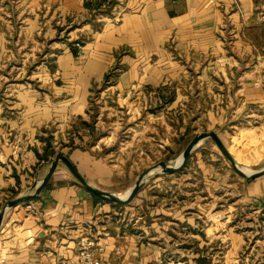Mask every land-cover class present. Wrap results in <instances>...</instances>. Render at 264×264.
Returning a JSON list of instances; mask_svg holds the SVG:
<instances>
[{"label": "crops", "instance_id": "crops-1", "mask_svg": "<svg viewBox=\"0 0 264 264\" xmlns=\"http://www.w3.org/2000/svg\"><path fill=\"white\" fill-rule=\"evenodd\" d=\"M92 1L23 0L17 7L21 10L17 43L8 37L18 25H10L0 6V56L15 55L19 43L39 46L27 61L40 50L48 51L45 74L54 79L53 90L64 98L58 106L68 104L66 119L87 115L93 90L101 89L116 65L121 67L117 81L105 89L116 99H134L148 91L152 102L153 95L176 84L173 103L186 107L195 99L184 81L196 77L198 88L222 95L223 100L211 102L212 106L264 108V0H238L239 7L234 0H114L110 11L103 13L87 7ZM89 16L93 19H86ZM60 24L71 30L67 40L57 38ZM77 39L85 44L75 56L70 45ZM232 94L236 101H230ZM238 95L244 99L240 105ZM196 96L204 95L199 91ZM197 103L201 105L200 100ZM56 109L57 113L50 111L51 119L64 113ZM50 122L57 123L0 121V213L9 201L35 191L59 153L97 188L120 191L111 187L120 171L98 156L96 148L104 136L93 141L86 132L82 139L91 144L81 146L73 136L76 147L62 148L71 140L74 121H58L60 139L53 145L59 152L50 161L41 159L44 139L54 138L47 127ZM183 122H177L174 135L188 147L196 136L184 131ZM12 133L24 143L19 150H14ZM208 140L184 168L152 175L122 206L98 201L60 165L36 200L8 210L0 230V264H59L77 253L82 236L105 247L101 255L105 264H264V176L240 181L217 163L208 165L210 160H221L215 149L213 159L204 155L211 151ZM261 140L258 151L244 153V160L231 152L245 166L246 161H264ZM170 144L167 138L166 146Z\"/></svg>", "mask_w": 264, "mask_h": 264}, {"label": "rangeland", "instance_id": "rangeland-1", "mask_svg": "<svg viewBox=\"0 0 264 264\" xmlns=\"http://www.w3.org/2000/svg\"><path fill=\"white\" fill-rule=\"evenodd\" d=\"M22 1L0 0V6L4 8V16L10 25L15 27L20 25L21 10L17 7L22 4ZM7 6L15 10L5 9ZM90 18L93 19V16L86 17V19ZM19 25L13 35L8 37L9 40L16 43L20 35L21 28ZM66 26L60 24L57 27L58 39H68ZM24 45L23 43H19L18 46L15 44V55L9 53L6 56H0V121H57L55 126L51 122L47 125L49 133L54 134L53 142L55 143L57 139H60L58 129L59 131L62 129L58 121H74L80 127H83V124L79 122L80 116L72 120L66 119L68 116L65 114L68 107L67 102H65L66 105L58 106V102L62 100L63 103L64 98H60L61 95L58 96L57 91L53 90L54 79L45 74V65L48 64L46 62L48 51L40 52V50L32 60L27 61V55L39 46L26 47ZM184 84L186 89L191 87L189 96L195 99L189 102L186 107H175L173 103L176 99L175 96L170 103H164L166 99L172 97L171 92H176V84L168 85V89L160 94L157 92L156 96L153 95L152 102H150L148 91H144L147 95L140 93L134 99L126 100L116 99V94L111 93V90L98 91L100 88H97L92 92L87 115L83 117H86L88 121H94L97 128L95 132L98 136L100 132L105 133L103 141L96 149L99 151L98 156H102L107 165L120 171L112 180L113 186H111L116 188L115 190L119 189L118 192L124 194L126 189L133 186L137 178L150 166L180 155L186 146L180 144L174 135L178 121L181 123L185 121L184 131L187 130V134L189 133V136L193 138L200 132L216 130L237 158L243 159L244 153L247 156L250 151H258L262 143L261 139H264V108L243 109L235 105L236 107L232 109H221L217 105L212 106L211 102L222 101V95H218V93L208 94L206 87L198 88L200 86L198 78H190L184 81ZM147 90L150 91V89ZM199 91L203 92L202 98L196 96ZM163 96L165 99L162 98ZM198 100H200V106H198ZM240 100L244 99L238 95L237 101L239 103H235L242 104ZM230 101H236L234 94L231 95ZM207 102L210 104L207 105ZM37 105L40 108L37 109ZM56 107H59L62 110L61 113H64L61 114V117L55 116L56 118L51 119L50 111L57 113ZM217 121H222V123L219 124ZM81 131L85 133L84 131L88 130L83 129ZM43 132L48 133L46 129ZM66 133V140H68L69 135ZM75 136L78 140L80 139L77 134ZM12 137L14 150H19L22 145L24 146V143L17 139L19 137H16L15 133H12ZM167 138L171 140L169 147L166 146ZM83 142L84 140L80 139V145H85ZM102 143L105 144L104 147H102ZM206 146L211 150L204 154L208 159H213L210 155L213 153L212 149H215L217 155L221 157L220 161L215 160L213 162L210 160L208 165L217 163L229 177L243 181V176L233 169L230 161L221 154L212 139L208 140ZM62 148L64 147L62 146ZM246 162L248 163L246 166L254 170L264 166V161L251 160ZM196 165H198L197 162ZM225 177L222 181H225ZM240 264L243 263L240 262Z\"/></svg>", "mask_w": 264, "mask_h": 264}, {"label": "water", "instance_id": "water-1", "mask_svg": "<svg viewBox=\"0 0 264 264\" xmlns=\"http://www.w3.org/2000/svg\"><path fill=\"white\" fill-rule=\"evenodd\" d=\"M208 139H212L221 154L232 164L234 170L246 178L248 181L255 180L259 177L264 176V167L259 169H251L242 163H240L233 156L226 143L216 131L201 132L190 142L188 147L177 157L170 160L160 161L149 168H147L137 179L135 185L128 190V192L122 194L113 191H107L100 188H97L92 183H90L77 169L75 164L70 160L68 156L63 153H59L55 159L52 161L49 166L47 175L41 179L38 183L35 184V191L33 193H28L24 196H21L15 200L9 201L2 209L0 213V230L3 225L4 219L8 210L16 205L29 201L30 199L38 196L47 186V184L54 177L58 168L61 164H64L75 179L88 191L92 192L94 195L102 197L108 201L118 202L122 204H127L138 194V192L146 185V183L151 179L152 175L160 173H174L180 171L184 168L192 155L200 148V146Z\"/></svg>", "mask_w": 264, "mask_h": 264}, {"label": "trees", "instance_id": "trees-1", "mask_svg": "<svg viewBox=\"0 0 264 264\" xmlns=\"http://www.w3.org/2000/svg\"><path fill=\"white\" fill-rule=\"evenodd\" d=\"M114 1H110L109 3H107V0H93L92 2H87L86 5L87 7H89L91 10L98 12V13H103V12H109L111 7L113 6ZM71 30L67 29L66 32L69 33ZM77 43H81L82 45L85 44L84 40H80V41H75L71 43V49L72 52L74 53L75 56H78L80 54V50L76 47ZM120 69L121 67L119 65L114 66L110 72L106 75L104 83L101 87L100 90H105L107 89L109 86L115 85L117 78L120 74ZM97 88H95L93 91H95ZM164 89H161V91H163ZM172 93V97H170L169 99H166L164 103L168 104L171 101L174 100V92ZM162 98L165 99V97L163 96ZM161 106V105H160ZM79 122H81V124H83V127H80L79 125H74L73 129L70 131V134L72 135L71 140L69 141V143H64L62 146L64 147H76V143L73 139V136H75V134L78 135V137L83 141V135L84 133H82L81 130L85 129L88 131H84L85 133L87 132L89 134V136L91 137V140L93 139V141L95 139L98 138V135L96 134V126L94 124V121H87L85 120L83 117H79ZM78 124V123H77ZM97 135V137H95ZM99 136H105V133L100 132ZM46 142L45 148H44V154L43 155H39L41 159H45V160H49L50 161V157H55L59 151H56L54 145H53V139L52 137H47L46 139H44ZM85 143V142H83ZM91 141H87L85 144L89 145L91 144ZM78 146V145H77ZM82 146V145H81ZM94 197L98 200V201H108L102 197L96 196L94 195ZM37 197H34L30 200H36ZM110 203H112L113 205L116 206H122L123 204L121 203H117V202H112V201H108Z\"/></svg>", "mask_w": 264, "mask_h": 264}, {"label": "built area", "instance_id": "built-area-1", "mask_svg": "<svg viewBox=\"0 0 264 264\" xmlns=\"http://www.w3.org/2000/svg\"><path fill=\"white\" fill-rule=\"evenodd\" d=\"M114 0H107V3ZM239 7V1L234 0ZM76 47L79 50L83 49L81 43H77ZM27 208L31 212H36L33 204H28ZM105 247L96 239L90 236H82L78 241L77 253L69 258H63L59 264H105L101 258L104 253ZM224 264H239V263H224Z\"/></svg>", "mask_w": 264, "mask_h": 264}]
</instances>
